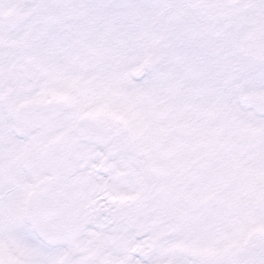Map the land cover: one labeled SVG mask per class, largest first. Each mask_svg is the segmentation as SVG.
<instances>
[{"label": "snow or ice", "instance_id": "obj_1", "mask_svg": "<svg viewBox=\"0 0 264 264\" xmlns=\"http://www.w3.org/2000/svg\"><path fill=\"white\" fill-rule=\"evenodd\" d=\"M0 264H264V0H0Z\"/></svg>", "mask_w": 264, "mask_h": 264}]
</instances>
